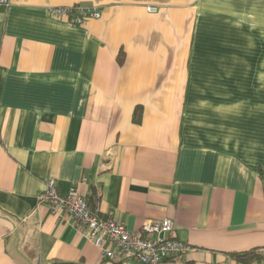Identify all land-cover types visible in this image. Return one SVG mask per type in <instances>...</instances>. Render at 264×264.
<instances>
[{"label":"crops","instance_id":"0c3cea01","mask_svg":"<svg viewBox=\"0 0 264 264\" xmlns=\"http://www.w3.org/2000/svg\"><path fill=\"white\" fill-rule=\"evenodd\" d=\"M51 180L129 231L170 219L196 251L164 264H264V0L0 6V264H134L38 201Z\"/></svg>","mask_w":264,"mask_h":264},{"label":"built area","instance_id":"2783aa9c","mask_svg":"<svg viewBox=\"0 0 264 264\" xmlns=\"http://www.w3.org/2000/svg\"><path fill=\"white\" fill-rule=\"evenodd\" d=\"M7 5L8 0H0V6ZM50 13L72 26L80 25L86 19L100 17L97 10L81 6L51 8ZM38 201L48 204L52 214L68 215L86 240L112 262L164 264L171 258L196 251L172 236L174 225L170 219L147 222L137 231H129L119 222L100 217L89 206L86 195L77 187L71 188L66 194H60L55 182L51 180L38 195Z\"/></svg>","mask_w":264,"mask_h":264},{"label":"trees","instance_id":"16d2710c","mask_svg":"<svg viewBox=\"0 0 264 264\" xmlns=\"http://www.w3.org/2000/svg\"><path fill=\"white\" fill-rule=\"evenodd\" d=\"M118 62H122V58L118 57ZM262 249H250L244 252H238V253H231L230 257H232L234 260L240 262V263H251L259 261L261 256ZM50 264H84L82 262H61V261H52Z\"/></svg>","mask_w":264,"mask_h":264}]
</instances>
